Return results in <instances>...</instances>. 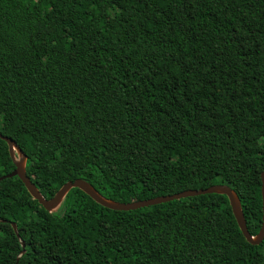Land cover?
<instances>
[{
  "label": "trees",
  "instance_id": "1",
  "mask_svg": "<svg viewBox=\"0 0 264 264\" xmlns=\"http://www.w3.org/2000/svg\"><path fill=\"white\" fill-rule=\"evenodd\" d=\"M0 133L46 200L76 179L119 203L227 185L256 236L264 0H0ZM0 264H264V241L225 195L121 212L73 189L50 213L14 177Z\"/></svg>",
  "mask_w": 264,
  "mask_h": 264
},
{
  "label": "water",
  "instance_id": "2",
  "mask_svg": "<svg viewBox=\"0 0 264 264\" xmlns=\"http://www.w3.org/2000/svg\"><path fill=\"white\" fill-rule=\"evenodd\" d=\"M0 139L5 141L9 147V153L15 164V170L7 175L0 177V182L6 179H11L14 177H18L26 189L32 196L34 200H37L40 205L44 207V209L50 213L57 211L62 202L64 201L66 195L73 189H80L85 194H87L93 201L97 204L101 205L104 208L110 209L112 211H121V212H129L136 211L139 209L161 205L173 201H179L181 199L197 197L202 195H225L227 196L233 215L237 221V224L246 238V240L252 245H260L264 241V171L262 173V202H263V216H262V225L259 233L256 236H252L247 227V221L244 216V212L242 210L241 201L237 195V193L227 185H212L205 189H190L180 193H176L174 195L167 196H159L152 199L142 200V201H134L129 203H119L116 201H112L106 199L101 194H99L87 181L83 179H76L73 182L66 183L57 194L50 200H46L44 196L40 193L38 188L32 183L29 179L26 171V165L28 157L22 152L21 148L17 145V143L12 140L10 137L6 135H2L0 133ZM15 234L19 237L17 225L15 223L12 224ZM23 248H25V243L22 242ZM23 251L22 254H24Z\"/></svg>",
  "mask_w": 264,
  "mask_h": 264
},
{
  "label": "rangeland",
  "instance_id": "3",
  "mask_svg": "<svg viewBox=\"0 0 264 264\" xmlns=\"http://www.w3.org/2000/svg\"><path fill=\"white\" fill-rule=\"evenodd\" d=\"M118 26V25H117Z\"/></svg>",
  "mask_w": 264,
  "mask_h": 264
}]
</instances>
